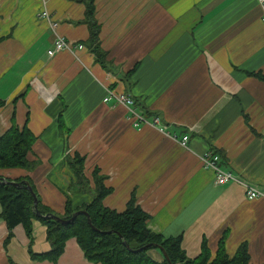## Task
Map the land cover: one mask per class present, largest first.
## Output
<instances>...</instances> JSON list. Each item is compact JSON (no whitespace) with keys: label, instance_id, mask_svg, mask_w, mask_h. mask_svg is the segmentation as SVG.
I'll return each instance as SVG.
<instances>
[{"label":"crops","instance_id":"0c3cea01","mask_svg":"<svg viewBox=\"0 0 264 264\" xmlns=\"http://www.w3.org/2000/svg\"><path fill=\"white\" fill-rule=\"evenodd\" d=\"M94 6L108 70L84 43L83 0H0V133L26 124L36 137L27 153L33 168L0 169V176H29L41 202L61 214L65 194L74 205L90 201L96 167L111 188L105 207L121 211L134 194L148 228L181 234L186 256L196 257L203 239L214 255L225 232L227 255L244 242L248 263L264 264V22L257 0ZM58 37L69 48L47 55ZM108 89L133 103L105 102ZM135 114L146 122L135 126ZM58 115L68 132L57 126ZM75 151L85 157L88 192L68 189L66 158ZM207 151L239 181L215 184L201 161ZM245 184L261 196L247 199ZM33 227L32 250H48L44 225L34 220ZM12 232L4 248L0 217V264H100L74 238L56 263L33 261L22 226ZM151 255L161 259L158 250Z\"/></svg>","mask_w":264,"mask_h":264},{"label":"trees","instance_id":"16d2710c","mask_svg":"<svg viewBox=\"0 0 264 264\" xmlns=\"http://www.w3.org/2000/svg\"><path fill=\"white\" fill-rule=\"evenodd\" d=\"M85 4L83 21L88 27V36L84 40L88 50L93 53L95 60L102 68L108 70L107 53L101 47L100 26L95 19L94 0H83ZM3 37H0V40ZM84 45V44H83ZM85 46V45H84ZM257 75V74H256ZM264 78V77H262ZM57 126L68 132L63 124L62 115H58ZM35 135L24 124L22 127L10 126L0 133V169L6 168H33L27 160V153L35 141ZM71 171V182L68 189L75 192H88L89 178L85 175V157L78 152L69 154L66 158ZM98 168L91 170V180L94 188L89 202L74 205L70 196L65 194L63 212H53L44 205L37 195L29 176L15 179L1 178L0 176V217L5 222L7 234L3 239L6 248L13 237V228L20 225L28 239L27 252L33 261H49L56 263L63 253L65 242L74 238L83 252L84 257L93 263L100 264H249V255L246 243L242 242L232 256L225 251V232L218 240L217 250L211 255L206 239H203L199 254L190 258L181 247L182 235L163 236L151 231L147 222L149 215L136 203L134 194L121 211L107 208L103 199L111 192L104 181L106 176L99 173ZM28 182L37 197L34 207L32 193L25 188ZM77 210L79 213L68 224H62L53 218H43L37 215L53 213L68 219ZM38 220L45 227L49 249L43 252L32 250L34 240L33 221ZM128 245V247L125 246ZM160 247L161 250L158 249ZM155 249L161 255L157 260L151 255ZM164 253V254H163Z\"/></svg>","mask_w":264,"mask_h":264},{"label":"built area","instance_id":"2783aa9c","mask_svg":"<svg viewBox=\"0 0 264 264\" xmlns=\"http://www.w3.org/2000/svg\"><path fill=\"white\" fill-rule=\"evenodd\" d=\"M259 6L261 7L262 11V21L264 22V0H257ZM47 13L45 9H43L38 16L39 17H46ZM69 43L65 42L62 38L58 37L54 41V45L52 48L47 50V55L52 56L55 53L69 48ZM74 46V44H72ZM78 49H82L84 46L83 44H77L76 45ZM111 98H114L117 103L125 104V105H131L133 103V100L128 95L124 94L123 92H117L114 90H107V94L104 97V101L107 102ZM134 120L132 121L133 124L136 126L139 124L140 121H145L142 117L135 114L133 115ZM146 122V121H145ZM154 123H157V118L154 120ZM187 136L183 137L182 143L184 144ZM201 161L203 163V166L206 168H210L214 172V183L218 185L225 184L229 181H239L235 175L228 170H223L218 166L219 162V156L218 154L214 153L213 151H207L205 154L201 156ZM245 196L247 199H255L261 196V192L257 190L256 188L249 186L248 184H245Z\"/></svg>","mask_w":264,"mask_h":264},{"label":"water","instance_id":"95a60500","mask_svg":"<svg viewBox=\"0 0 264 264\" xmlns=\"http://www.w3.org/2000/svg\"><path fill=\"white\" fill-rule=\"evenodd\" d=\"M1 178H3V177H1ZM3 179H4V178H3ZM25 188L28 189V190L32 193V196H33V199H34V201H33V205H34V207H35V206H36V203H37V197H36L35 193L32 191V188H31V186L29 185L28 182L25 183ZM79 213H84V214H86V212H85L84 210H77V211H75V212L71 215V217L68 218V219H63V218H61V217H59V216H57L56 214H53V213H46V214H44V215H40V214L37 212V215H39V216H41V217H43V218H53L54 220H56V221H58V222H60V223H62V224H68V223H71V222L74 220V218L76 217V215H78ZM125 246L128 247L127 244H125ZM158 249L161 250L160 247H158ZM161 251H162V250H161ZM162 252H163V251H162ZM163 254H164V253H163Z\"/></svg>","mask_w":264,"mask_h":264},{"label":"rangeland","instance_id":"374dc122","mask_svg":"<svg viewBox=\"0 0 264 264\" xmlns=\"http://www.w3.org/2000/svg\"><path fill=\"white\" fill-rule=\"evenodd\" d=\"M140 122L145 123V121H140Z\"/></svg>","mask_w":264,"mask_h":264}]
</instances>
